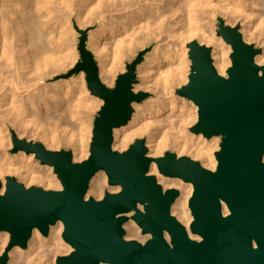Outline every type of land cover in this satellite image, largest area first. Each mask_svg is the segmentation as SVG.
<instances>
[{"label": "water", "instance_id": "95a60500", "mask_svg": "<svg viewBox=\"0 0 264 264\" xmlns=\"http://www.w3.org/2000/svg\"><path fill=\"white\" fill-rule=\"evenodd\" d=\"M218 25L217 34L232 47L227 75L214 66L212 48L194 40L188 44L189 80L177 90L198 106L193 131L221 137L214 170L173 151L150 157L145 139L124 151L113 148L114 129L127 125L133 104L148 96L134 91L144 53L108 86L88 48L87 30L77 27L80 60L68 76L84 71L89 90L103 100L94 119L90 153L75 161L71 150H51L13 132V151L34 153L41 164L53 166L62 188L26 187L7 176L5 192L0 193V231L10 238L0 264H9L14 247H28L35 228L48 236L58 221L64 223L63 238L73 250L58 256L57 264H264V64L256 63L261 49L243 39L239 26H229L222 18ZM153 161L162 174L193 184L190 231L200 240L191 238L172 214L180 191L165 189L150 174ZM100 171L120 190L87 198L91 180ZM2 186L0 181V191ZM131 211L142 233L150 234L145 242L125 237L126 214Z\"/></svg>", "mask_w": 264, "mask_h": 264}, {"label": "bare ground", "instance_id": "6f19581e", "mask_svg": "<svg viewBox=\"0 0 264 264\" xmlns=\"http://www.w3.org/2000/svg\"><path fill=\"white\" fill-rule=\"evenodd\" d=\"M85 6L87 7L82 12L80 9H84ZM63 7L73 9V11L77 7L76 11L81 12L77 13L76 16L81 24L87 10L89 12L94 8L107 7L108 9L123 11L121 15L116 16L118 18L111 19L112 23L108 30L104 29L100 33L96 32L91 36L92 44L99 55L100 61L98 64L100 73H103V82L107 81L110 84L114 80L112 72L116 67L113 59H116L117 52L125 42V37L118 36L113 41L114 51H112L113 56L111 57H109L110 54L106 46L100 44V39L109 33L113 34L115 32L117 34L122 28L126 29L128 27L126 37L128 36L132 40L134 34L133 32L130 33V28L136 23H141L142 28L146 30L141 35L143 39L141 43L146 40H153L163 33H168L170 37L180 39L184 46L181 58L187 57L188 48L185 45L192 38L197 37L201 41L211 43L213 45V63L221 75H224L232 64L230 57L232 47L230 44L227 45L221 36H216L214 28L209 26L210 32H207L206 26L211 23L210 19L219 15L222 11L225 14L230 13L231 16H228L227 21L233 25L238 19L243 18L246 22L243 27V31L247 34L245 39L247 41L256 39L261 45H264V0H0V154L3 147H5V137L10 141L13 135L11 132L13 127L18 132L17 134L22 136L30 131L28 126H35L38 131L43 132L42 136L45 135V138L48 135V137L53 138V141L57 140L56 143L49 142L46 147L56 148L59 147L62 141L61 138L57 139L56 132L65 123L71 122V119H76L82 122L78 126L75 124L73 126L78 131L76 138L73 139L72 135L69 137L70 133L67 134V137L71 139L76 148L74 160L89 155L85 138L88 133H91V130L83 119V114L76 109V105L67 106L66 109L61 104L62 100L59 95L54 91L47 90L40 83L49 74L52 75L61 69V58L52 51V48L57 47H53V43L60 44L58 42L61 41L63 34H66V32L62 31L63 34H61L62 32L58 31L61 35H56L57 28H60V26L63 28V24H67V20L63 21L62 24V19L60 21L59 18L63 15H60V10ZM255 16L260 17L258 25L253 22ZM203 23L206 25L205 27L202 26ZM256 26H260V33H257L259 32L258 28L256 32ZM253 28H255V31ZM49 29L53 30L48 34L47 30ZM169 51L164 53L161 50H156L155 57L148 59V68L145 71L147 77L149 76L152 79L147 82L157 80L160 85L157 86L161 91L160 95L147 103H135L133 105L135 112L129 123L114 129L113 148L122 150L129 140H133L138 136H146V144L149 147L148 156H160L166 149L174 148L178 152V156L188 154L193 158H201L204 167L214 170L218 162L213 150L219 148L221 137L216 136L209 139L202 134L190 132L189 126L198 120V114L185 113L184 104L178 105L177 98H174L173 89H171V87L179 86L187 80L185 59L180 60L175 68L166 67L164 70H157V67L163 64L165 58L170 56ZM255 61L259 65L264 64V52L257 55ZM62 85L67 88V94L73 88L75 93H80L78 100L80 103L84 98L82 94H87L85 75H82V83L80 84L78 81L76 82V79H73L65 84H54L53 87L60 88L63 87ZM138 90L139 85L134 91ZM100 103H103L102 99ZM196 107L198 109L197 105ZM52 109H64L65 114L63 112L56 113L57 115L51 114L49 110ZM175 109L184 112V115L180 117L177 133L170 139L165 136H162L161 140L158 139V135H160L158 131L164 130L167 125L166 121L169 116L166 114L173 112ZM146 117H149L147 120L149 123L144 125L142 121ZM47 123L52 125V131L50 132L47 131V127H44ZM31 130L33 131V128ZM30 137H32L31 134ZM67 143L69 142L67 141ZM3 153L5 156H2V160L0 159V174L21 173L23 175L25 173L24 177L27 181L44 182L45 187L54 184L52 182L55 179L58 182V178L49 175L50 173L41 175L28 171L26 165L32 161L34 157L32 153L20 151L13 156ZM150 174L155 175L158 182L165 189H179L180 195L172 205V214L185 225L191 238L200 240L199 235L190 231L193 215L189 207V200L193 194V184L184 181L180 177H169L162 174L155 161L151 164ZM101 176L102 178L96 179L91 184L89 191V195H95L97 199L103 196V186L107 183V174L102 173ZM58 187L61 189L62 185L58 184ZM116 187L120 188L119 186ZM5 189L6 185L3 183L0 193L3 194ZM139 207L143 209L142 205ZM224 213H229V209L225 204ZM134 214L135 212L131 211L127 216L133 217ZM130 219L124 224L127 229L126 238L138 239L141 242L149 239L150 234H143L139 225L132 218ZM63 232L64 223L62 221H58L51 226L50 237L48 238L38 228H35L27 249L16 246L9 252L11 259L9 264L14 262L18 264H57L55 261L60 254H68L73 250L71 245L63 241ZM9 238L10 234L8 232L0 235V247L2 249L6 248ZM167 239H169L168 236Z\"/></svg>", "mask_w": 264, "mask_h": 264}, {"label": "rangeland", "instance_id": "374dc122", "mask_svg": "<svg viewBox=\"0 0 264 264\" xmlns=\"http://www.w3.org/2000/svg\"><path fill=\"white\" fill-rule=\"evenodd\" d=\"M86 7L87 6H85L84 9L82 8L80 10H82V12H84ZM106 8L105 7L94 8V9H92L89 12L87 10V12L84 13V16H85L84 20L81 21V22H83L82 24L80 23V20L77 19V16H76L77 13L81 12V11H79V12L76 11L77 7H76V9H74V11H73V9L64 8V7L61 9L62 11L60 10L61 14L60 13L59 14L60 15L63 14L62 16L59 17L60 18V21L62 19L61 23L63 24L64 23L63 21L67 20L66 21L67 24H63V26H64V27L62 26L63 28H61V26H60V28H57L56 35H61V34H63V32L64 33L66 32V34H63L64 36L61 39L59 38L61 41L58 42V43L62 44L61 46H60V44H57V42H54L53 43V47H55V46H57V47L52 48V51L55 52L56 55L61 58V63H62L61 64V67H60L61 69H59V71H57L56 73H53L52 75L49 74L46 78H44L43 80H41L42 82L40 81V83L42 85H44V87L47 90L54 91L56 94L59 95V97L62 100L61 101V104L66 109H67V106L68 107H71V106L76 105V109L79 110L80 113L83 114V116H84L83 119L86 121L87 126L91 130V133H88L87 134V137L85 138V145H87L86 148L88 149V152L89 153H90V144H91L92 135H93L92 132H93V127H94V119H95V116H96L98 110L100 109V107H101V105L103 103L101 104L100 103V100L101 99L99 97L93 95L91 93V91L89 90V88L87 86V81H86V73L84 71H81L79 73H74L71 76H68V74L71 72V70L73 68H75L77 62L80 60V52L78 50V44H79V36H81V33L77 30V27H79L81 29H84V30H87V35H88L87 45H88V48L94 54L95 59L97 60V63L100 61L99 55L96 52V50H95V48H94V46L92 44L91 36L94 33H96V32H99L100 33L104 29H107L108 30L110 28V26H111V23H112L111 22V19L118 18L116 16L118 14L121 15L123 13V11L112 10V8H110V9H108V8L106 9ZM222 12H224V11H222ZM222 12L219 15L215 16L213 19H210L211 20V23H209L210 25L208 24L206 26L203 23L202 26H204V27L206 26L207 27L206 28V29H208L207 32H210L209 31L210 30V27H212L215 30L216 36L217 37L218 36H221V35H218L217 34V30L219 29V25H218L219 24V18H222L224 20L225 24H227L229 26H232V27L239 26V30L242 33L243 39L247 43L254 44L255 47L261 49V52L259 54H257V55L262 54L264 52V45L263 44L261 45L259 43V41L256 40V39L255 40L253 39L251 41H247L245 39V36L247 35L243 31L244 24L246 23L245 22V19L240 18L233 25V24H231L230 22L227 21L229 19V17L231 16L230 13L225 14V12L224 13H222ZM259 19H260L259 16H255L253 18V22H255V24L258 25L257 23H259ZM242 20H244V21H242ZM242 22H243V24H242ZM141 25H142L141 23H136V24H134L130 28V33L133 32V34H134V36H133L134 39H132V40H130L128 36L126 37L128 27L126 29L125 28H122V30L119 31V32H117V34H115V32H114L113 34L112 33H109L107 36H102L101 37L100 44L102 46H106V48L108 49L109 54H110L109 57L113 56V52H112V51H114L113 41L116 39V37H118V36L119 37H123V38L125 37V42L121 45L120 50L117 52L116 59H113L114 66H116L115 69H114V72H112V75H113L114 80H113V82L111 84L108 83L107 81L106 82L104 81V83L107 84L108 86H114L117 77L121 73H124L127 70V64L130 63V62H132L138 56L139 52H143L144 53L143 54V60H142L141 63L138 64V67H137V75H138V80L139 81L134 84V90L137 89V86L139 85V90L138 91H135V92L143 91V92H147L148 93V96L142 102H139L138 104H144V103L149 102L151 99H154L158 95H160L161 91L157 87V86H160V85L157 83V80L156 79L153 80V81H151V82H147V81L152 80L151 78H149V76L147 77V73L145 72L146 71V68H148V59H152L153 57H155V55H156L155 54V51L156 50H161L164 53H168L167 51H169V49H170V51H169V53H170L169 55L170 56L165 58V61L163 62V64H161L160 66L157 67V70H164V69H166V67L167 68L168 67L175 68L180 63V60L185 59V62H186L185 63V72H187V80L184 81L183 83H181L179 86H173V87H171V89H173V94L175 96L174 98H177L178 105L184 104V107L186 109V110H184L185 113L192 112L193 115H195L196 113L198 114V109L196 107V104L192 100L188 99L187 97H184V96L179 95L177 93V90L181 86H183L184 84H186L188 82V80H189V74L191 72V64H192L191 63V59L189 57V50H190V48L188 47L189 42L194 41V40L195 41H198L200 44H203V45H206L208 47H211L212 50H213V45L211 43L206 42V41H201L197 37L192 38L185 45L186 48H188L187 57L181 58L182 57L181 56L182 48L184 46H183V43H182V41L180 39H178L176 37L175 38L174 37H170L168 35V33H163V34H159L158 37H156L153 40H150V41L149 40H146L144 43H141L143 41L141 35H143V33H145V31H146L144 28H142ZM255 28H256V32H257V28H258V31L259 32H257V33H260V30H261L260 26H256ZM255 28H253L254 31H255ZM52 30L53 29L47 30V33L49 34L50 32H52ZM58 31H60V32L63 31V32L60 34V32H58ZM138 37H140V38H138ZM223 40H224V38H223ZM226 44L228 45L229 43L226 42ZM231 53H232V51H231ZM231 53H230V57H231ZM64 56H65V58H64ZM186 58H187V60H186ZM98 67H99V64H98ZM227 70H226V73L224 74L225 76L227 75ZM99 74H100V77H101V79L103 81V73H100V70H99ZM82 75H85V88L87 90V94H82V95H84L83 97L85 99L82 98L83 101L81 103L78 102L79 96L81 94L80 93H75V89L74 88L71 89L72 91H69V93L67 94V88H64L65 85H62L63 87H60V88L53 87L54 84H61V83H64L65 84L68 81H71L73 79H76V82L78 81V83L80 84V83H82ZM151 85H153L154 87H150ZM145 86H149L150 88L145 87ZM187 110H189V111H187ZM61 112L64 113V109L63 110L62 109H52V110H49V113H51V114H53V113L54 114H56V113L59 114ZM134 112H135V110H134ZM166 115L169 116L168 120L166 121V124H167L166 125V128L164 130H159L158 131L159 132L158 134H160V135H158L159 136L158 139H160V140H161V137L162 136H165L168 139H170V138H172L177 133V127L179 126V123H180L179 120H180V117L182 115H184V112H180V110L175 109L173 112L167 113ZM160 117H162V116H160ZM148 119H149V117L148 118L147 117L144 118V120L142 121V123L144 125H146V123H149V122H147ZM197 121L194 124H192V125L189 126L190 132L195 133L193 131V127L196 125ZM71 123H72V125H69L68 126V124H71ZM81 123L82 122H79V120H76V119H71V122L65 123L67 126L64 124L65 127L64 126L61 127V129H63V130L60 129L59 131H57L58 133L56 132V134L58 135L57 139H60V138L62 139L59 147H56V148L55 147L54 148L52 147V148H49V149H51V150H62V149L71 150L73 152V157H74L75 152H76V148L73 145V143L71 142V139L67 137V134L70 133L69 137L72 135L73 136L72 138L75 139L76 136H77L76 133H78V131L73 126H75V125L78 126ZM46 125L44 127H47L48 128L47 131L48 132L52 131V127H51L52 125H49L48 123ZM32 128H33V131L34 132L31 130ZM28 129H30L31 132L28 130L29 132L24 133V135H22V136H20L19 134H17L18 132L16 131V129L14 127L11 130V132L12 133L15 132L17 134V136L19 138H21V139H27V140H33V141H40L45 146L49 142H52L53 141L52 140L53 138L51 136L48 137V135H47L46 138H45V135L42 136V133L43 132L40 131V130L38 131L35 126H32V125L31 126H28ZM160 131H161V133H160ZM30 134H31L32 137H30ZM199 134H202V133H199ZM65 136H66V139H68L67 141L69 143H67V141L65 139ZM43 137H44V139H43ZM212 138H214V137H212ZM212 138H209V139H212ZM45 139H46V141H45ZM73 139H72V141H73ZM137 139H145V141L147 143V137L146 136H138V137L134 138L133 140H129L124 149H122V150L115 149V150L124 151V150L128 149L130 147V145L133 144ZM54 142L56 143L57 140L56 141H53L52 143H54ZM113 143H114V141H113ZM219 145H220V143H219ZM146 146H147V144H146ZM13 148H14L13 135L11 136L10 141L7 139V137H5V147H3V151L2 152H5V154H7L9 156H13L16 153H19L21 151L20 150V151L14 152L13 151ZM147 148H148V152H147V154H148L149 153V147L147 146ZM219 149H220V146H219V148H215L213 150L214 156H215V152L217 150H219ZM166 151H173V152L177 153V155H178V152L174 148H168L160 156L164 155V153ZM2 152H1V154H2ZM1 154H0V159L2 158V156H5L4 153L2 155ZM32 154L34 155L32 161L29 162V163H27L28 166L26 165V168L28 169V171H33V173L41 174V175H45V174L50 173L49 175L58 178L57 174L54 171V167L53 166L41 164V162L35 157V154L34 153H32ZM160 156H156V157H160ZM181 156H188V157H191L194 160H197V161H200L201 163H203V160L201 158H193L191 155H188V154H182ZM87 157H84V158H81V159L75 160V161H82V160L86 159ZM215 158H216V156H215ZM102 173H106V172L105 171L98 172L93 177V179L91 180L90 186H91V184L93 182H95L96 179L102 178V176H101ZM24 174L22 175L21 173H14V174H11V173H3V174H0V181H2L3 183H5V185H6V178H7V176H14V177L17 178V180L19 182H22L26 187H30V186H40V187H43L44 189H60V187H58V184L61 186V181L59 180V178L57 179L59 183L56 182V179H55L52 182L54 184H52L49 187H45V183L44 182H39V181L29 182V181H27V179L24 177ZM56 184H57V186H55ZM90 188H89V191H90ZM118 190H120V188L109 185L108 176H107V183L104 184V186H103L104 194H103V196L101 198H103L105 196V193L107 191H109V192H117ZM89 191L87 193V198H89V197L96 198L95 195H89ZM130 218H132V217H129V220H131ZM124 228H125V226H124ZM125 230H126V234H127V229L125 228ZM140 230H141V228H140ZM4 232L5 231H0V235L1 234H4ZM141 232H142V230H141ZM48 237H50V232H49V235L46 236V238H48ZM63 241L66 244H69L68 242L65 241L64 238H63ZM27 248H24V249H27ZM4 250L5 249H2L0 247V254L3 253ZM60 255H66V254H60ZM9 256H10V254H9ZM10 260L11 259L9 258V263L11 262ZM13 264H18V263L17 262H14Z\"/></svg>", "mask_w": 264, "mask_h": 264}]
</instances>
